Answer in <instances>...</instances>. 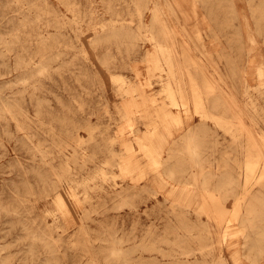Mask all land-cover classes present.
Segmentation results:
<instances>
[{
  "label": "rangeland",
  "instance_id": "374dc122",
  "mask_svg": "<svg viewBox=\"0 0 264 264\" xmlns=\"http://www.w3.org/2000/svg\"><path fill=\"white\" fill-rule=\"evenodd\" d=\"M235 7L0 0V264H218L219 249L225 264H264V75L247 61V31L264 61V0ZM163 118L171 147L157 154ZM198 186L231 215L240 206L225 219L238 225L237 255L196 204Z\"/></svg>",
  "mask_w": 264,
  "mask_h": 264
},
{
  "label": "bare ground",
  "instance_id": "6f19581e",
  "mask_svg": "<svg viewBox=\"0 0 264 264\" xmlns=\"http://www.w3.org/2000/svg\"><path fill=\"white\" fill-rule=\"evenodd\" d=\"M231 1V4L233 5V8H236L235 7V4H236V0H230ZM154 18L155 19H160L161 18V16H160V12L158 11V12H155L154 13ZM242 18V17H241ZM245 25H247V19L245 20ZM165 35H167V36H169V33H165ZM151 36H153V34H151ZM247 36L251 39V41H253V45H252V47H250V49L248 50V52H249V54H248V65L251 67V66H254V67H256L257 69H258V73H259V75H264V61H262L260 58V53H259V49L256 47V45H255V42H256V37H255V35L254 34H252V33H250L249 31H247ZM161 47L162 46H160L159 47V45H157V48L156 49H158V51L160 50V52L161 53H163L164 54V50L163 49H161ZM168 56H170V55H168ZM169 58V57H168ZM188 74H190V72L188 71ZM191 77V76H190ZM192 78V77H191ZM190 78V79H191ZM212 80V79H211ZM191 81H193V79L191 80ZM179 84V94H181V96H183L184 95V90H185V87H183V86H180L181 84H183V81L180 79L179 80V82H178ZM190 83V82H189ZM210 83V82H209ZM213 83V82H212ZM192 85H195V84H192ZM211 85V84H210ZM209 85V86H210ZM167 86H169L168 88H170L171 86L170 85H167ZM194 87V86H193ZM192 87V89L191 90H193V92H194V89L195 88H193ZM213 87V86H212ZM211 87V88H212ZM209 88V87H208ZM210 88V89H211ZM166 90H169V89H166ZM212 91H213V89H211ZM173 92V90L171 89V93ZM207 92V91H206ZM209 92V91H208ZM207 92V93H208ZM170 93V92H169ZM209 93H211V92H209ZM225 93V92H224ZM168 95H170V94H168ZM172 95V94H171ZM170 95V96H171ZM174 95V94H173ZM208 94H206V96H207ZM211 95V94H210ZM175 96V95H174ZM180 96V97H181ZM197 99H199V100H202V99H204V96H202L200 93H197ZM226 96V95H225ZM173 97V96H172ZM179 97V98H180ZM182 99H183V97H181ZM227 98V97H226ZM173 99H174V97H173ZM182 99H180V100H182ZM228 99V98H227ZM171 101H173V102H176L175 100H171ZM188 101V100H187ZM181 102V101H180ZM202 102V101H201ZM176 103H178V102H176ZM204 103V102H203ZM230 103V102H229ZM131 104V103H130ZM182 104V103H181ZM182 105H184V104H182ZM198 107H200V113L204 116V115H211V112H208L205 108H204V105L202 104V103H200V102H198V104H196ZM213 105H216V104H213ZM233 105V104H232ZM130 106H132V105H130ZM185 106V105H184ZM138 107V106H137ZM129 110V109H128ZM239 113H240V111L238 112V111H235L234 110V117H235V115H239ZM245 115V114H244ZM125 116H126V114H125ZM206 117V116H205ZM205 117H202V118H205ZM217 117V116H216ZM220 117H222V116H220ZM128 118H130V117H128ZM236 118V117H235ZM242 119V118H241ZM249 119V118H248ZM128 120V119H127ZM130 120V119H129ZM227 121L228 119H223V121ZM239 120H240V118H239ZM249 121H250V119H249ZM127 122V121H126ZM129 122V121H128ZM230 122V121H229ZM240 122V121H239ZM253 124V123H252ZM130 125V124H129ZM241 125V124H240ZM131 126V125H130ZM129 126V127H130ZM189 127V126H188ZM189 130V129H188ZM251 130V129H250ZM153 133H151V137H150V142H149V144H150V148H151V150L152 151H154V152H156L157 154H165V153H169V152H166V150L169 148V147H171V144H170V142H169V136L171 135V133H172V131H171V126H170V123H169V121L167 120V119H165V118H163L157 125H155V127L153 128ZM122 133V132H121ZM254 133V132H253ZM258 134V133H257ZM123 135V134H122ZM261 136V135H260ZM259 136V137H260ZM185 137H187V138H184V140L186 139V141H184L185 143V146L188 148V150L190 151V153H191V155H192V158L194 159V161H196L197 159H198V150H197V147H198V144L197 143H195V140H194V135H193V133H192V131H190L188 134H187V136L185 135ZM143 138H144V136H143ZM236 139V138H235ZM261 139V138H260ZM126 140V139H125ZM262 140V139H261ZM248 142H250V141H248ZM259 142V141H258ZM235 143V142H234ZM252 144V143H251ZM126 146V145H125ZM184 146V147H185ZM250 147V146H249ZM261 147V146H260ZM129 149V148H128ZM188 150H187V152H188ZM256 150V149H255ZM129 151V150H128ZM248 151H249V149H248ZM251 152V151H250ZM258 152V151H257ZM262 152H264V150H262ZM152 153V152H151ZM189 153V152H188ZM189 153V154H190ZM246 153H248V154H250V156H251V153H249V152H246ZM186 154V153H185ZM130 155V154H129ZM256 155H258V156H260V153H256ZM128 156V155H127ZM133 156V155H132ZM171 156V155H170ZM186 156V155H185ZM246 156H248V155H246ZM130 157V156H129ZM166 157V156H165ZM187 157V156H186ZM188 157H190L189 155H188ZM187 157V158H188ZM251 157H253V156H251ZM250 157V158H251ZM148 158V157H147ZM167 158H168V156H167ZM248 158V157H247ZM254 158V157H253ZM252 158V159H253ZM130 159V158H129ZM158 159V158H157ZM127 160H128V157H127ZM164 160V159H163ZM166 160H168V159H166ZM248 160H250L249 158L247 159V161ZM173 161H175V160H173ZM173 161H172V163H173ZM177 161V160H176ZM178 161L180 162V160L178 159ZM178 161H177V163H178ZM253 161V160H252ZM255 161V160H254ZM253 161V162H254ZM157 162H158V160H157ZM167 162V161H166ZM250 162H251V160H250ZM127 163H128V161H127ZM177 163H175L176 165H177ZM189 163V162H188ZM194 163V162H193ZM192 163V164H193ZM196 163V162H195ZM252 163V162H251ZM257 163V162H256ZM259 163V162H258ZM160 164V163H159ZM162 164V163H161ZM165 164V163H164ZM167 164V163H166ZM165 164V165H166ZM190 164V163H189ZM195 165V164H194ZM251 165V164H250ZM257 165V164H256ZM175 166V165H174ZM198 166H201V165H198ZM253 166V165H252ZM252 166H251V168H252ZM258 166V165H257ZM139 167V166H138ZM161 167H162V165H161ZM163 167H164V165H163ZM166 167V166H165ZM165 167H164V169H165ZM169 167V166H168ZM171 167V166H170ZM173 167V166H172ZM247 167V166H246ZM245 167V168H246ZM249 167V166H248ZM260 167V166H259ZM167 168V167H166ZM164 169H163V171H164ZM254 169H255V167H254ZM257 169V168H256ZM260 169V171L261 170H264V168H259ZM142 170V169H141ZM146 170V169H145ZM168 170V169H167ZM170 170V169H169ZM171 170H173V169H171ZM170 170V171H171ZM249 170H251V169H249ZM248 170V171H249ZM102 171V170H101ZM169 171V172H170ZM254 171H256V170H254ZM260 171H259V173H260ZM168 172V171H167ZM104 173V172H103ZM141 173H143V172H141ZM172 173V172H171ZM255 173V172H254ZM140 174V173H139ZM262 174H264V171H262ZM167 175V174H166ZM178 175V174H177ZM248 175H249V173H248ZM248 175H247V177H248ZM254 175V174H253ZM258 175L259 174H257V177H258ZM170 176V175H169ZM246 176V175H245ZM197 177H199V175H196V178ZM251 177V176H250ZM260 177H262V175L260 176ZM169 178H171V177H169ZM195 178V177H194ZM253 178V177H252ZM179 179V178H178ZM173 180V179H172ZM199 180V179H198ZM200 180L202 181L201 183H203V184H201V185H205V178H200ZM244 180V179H243ZM249 179H247L246 181H248ZM251 180V179H250ZM250 180H249V183H250ZM256 180V179H255ZM165 180H164V178L163 177H158V180H157V182L159 183V184H162L163 182H164ZM176 181V180H175ZM195 181V180H194ZM245 181V182H246ZM258 181V180H257ZM199 182V181H198ZM197 183V182H196ZM247 185H248V182L246 183ZM131 185V184H130ZM254 185V184H253ZM127 186H129V185H127ZM135 186V185H134ZM150 186V185H149ZM180 185H178L177 183H170V190L171 191H174V194H176V192H178L177 193V195H178V197L179 196H182L183 198H185V199H189L190 197H191V190L190 189H188V188H186V187H184V185H181L182 187H179ZM194 186V185H193ZM243 186H244V184H243ZM250 186V185H249ZM200 186H198V188H199ZM124 188H126V187H124ZM132 188V187H131ZM153 188V187H152ZM249 188V187H248ZM251 188V187H250ZM249 188V189H250ZM122 189V188H121ZM130 189V188H129ZM150 189V188H149ZM245 189V188H244ZM117 190V189H116ZM113 190H111V192H112ZM126 191H127V189H126ZM114 192H116V191H114ZM120 192V191H119ZM154 192V191H153ZM245 192H246V190H245ZM108 193H109V190H108ZM113 193V192H112ZM118 193V192H117ZM151 193V192H150ZM155 193V192H154ZM107 194V193H106ZM119 194V193H118ZM113 195H114V193H113ZM243 195V194H242ZM103 196V195H102ZM154 196V195H153ZM109 197V196H108ZM111 197V196H110ZM177 197V198H178ZM237 198H239V197H237ZM242 198H244V196L242 197ZM241 198V199H242ZM196 200H197V203H196V201H194V204L196 203L197 205H200V208H202V210L207 214V216L208 217H210V218H217L218 220H219V222H218V226L220 227V234H221V238H220V240L222 241V242H224V244L226 245V248L227 249H231V252H232V254L233 255H237V252H235V250H233V249H235V248H237V246H238V243L240 242L239 240H234V239H231V236L232 235H234V234H236V227L238 226V225H236L237 223H235V222H228V220H230L231 219V221H234V220H236L237 219V217H238V215H239V213H236L235 211L236 210H238V209H240V206L236 203L235 204V206H234V209H235V211H234V209H232L233 211H234V214L233 215H231L228 211H230V209H229V206H226L225 204H224V199H221V198H219V196L217 195V193L214 191V190H211V189H206L205 190V187H203L202 188V186H201V189L199 188V192H198V194H197V196H196ZM243 200V199H242ZM239 201H241V200H239ZM240 203V202H239ZM239 206V207H238ZM196 208H198V207H196ZM199 208V209H200ZM192 209V208H191ZM201 210V209H200ZM241 210V209H240ZM239 210V211H240ZM226 213H229V215H231L230 217L228 216V218H227V215H226ZM190 218V217H189ZM228 219L227 221L225 220V219ZM191 219V218H190ZM226 222H225V221ZM237 221V220H236ZM239 223H240V221H239ZM240 229V228H239ZM239 231H241V230H239ZM243 232V231H242ZM242 232H240V233H242ZM242 235V234H241ZM253 244H254V240H253ZM212 245V244H211ZM209 247V246H208ZM114 250H115V247L113 248ZM112 250V249H111ZM118 251V250H117ZM120 251V250H119ZM183 251V250H182ZM186 251V250H185ZM219 251H220V254L219 255H217L218 256V261H217V263L218 264H225L226 263V257H225V255L223 254V253H221V249H219ZM184 252V251H183ZM187 252V251H186ZM222 252H223V249H222ZM111 253H114V252H111ZM180 253V252H179ZM190 253H191V251H190ZM189 253V254H190ZM114 254H116V252L114 253ZM189 254H188V256H189ZM181 255H182V252H181ZM185 255V254H184ZM185 256H187V255H185ZM244 256V255H243ZM247 257V256H246ZM179 258V257H178ZM234 258H236V257H234ZM180 262H182V261H180ZM186 262V261H185Z\"/></svg>",
  "mask_w": 264,
  "mask_h": 264
}]
</instances>
